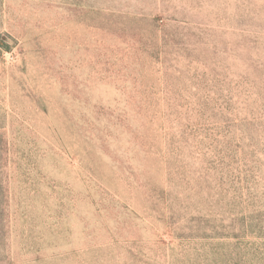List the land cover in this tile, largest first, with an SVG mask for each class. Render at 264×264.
Returning <instances> with one entry per match:
<instances>
[{
    "label": "rangeland",
    "instance_id": "obj_1",
    "mask_svg": "<svg viewBox=\"0 0 264 264\" xmlns=\"http://www.w3.org/2000/svg\"><path fill=\"white\" fill-rule=\"evenodd\" d=\"M0 264H264V0H0Z\"/></svg>",
    "mask_w": 264,
    "mask_h": 264
}]
</instances>
